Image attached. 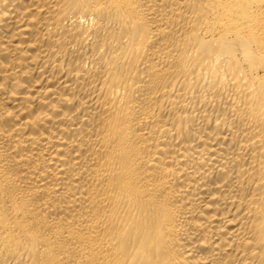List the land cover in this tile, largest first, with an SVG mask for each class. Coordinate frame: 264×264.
<instances>
[{"label":"bare ground","instance_id":"6f19581e","mask_svg":"<svg viewBox=\"0 0 264 264\" xmlns=\"http://www.w3.org/2000/svg\"><path fill=\"white\" fill-rule=\"evenodd\" d=\"M0 264H264V0H0Z\"/></svg>","mask_w":264,"mask_h":264}]
</instances>
